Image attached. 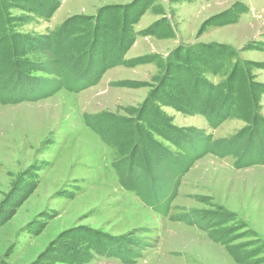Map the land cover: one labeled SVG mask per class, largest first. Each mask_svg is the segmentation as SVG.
<instances>
[{
	"label": "rangeland",
	"instance_id": "obj_1",
	"mask_svg": "<svg viewBox=\"0 0 264 264\" xmlns=\"http://www.w3.org/2000/svg\"><path fill=\"white\" fill-rule=\"evenodd\" d=\"M142 1L61 0L50 21L21 20L32 14L11 2L6 10L19 33L39 36L75 15L85 19L98 12L102 15L108 6L135 11ZM233 7L243 12L224 20L234 15ZM134 29L137 40L126 56L133 66L111 68L99 84L80 92L62 88L38 101L0 103V264H37L48 253L58 259L73 243L63 237L81 228L98 231L106 239H114L111 244L128 248L130 255L138 254L124 262L95 253L84 264H244L236 259L238 254L251 256L252 264H264V162L248 166L257 159L249 153L241 159L244 167H235L236 152L227 157L209 153L197 158L174 184L170 212L165 216L125 190L114 166L133 147L139 148L137 141L111 145L85 121L86 114L102 113L118 121L132 119L131 129L135 130L141 107L154 89L167 76L176 77L167 67L187 59L197 76L218 84L227 80L234 63L246 65L255 84L254 112L264 121V0H148ZM216 45L231 52L224 72L217 76L203 66L218 63L209 55ZM191 48L198 51L189 56ZM108 52L110 58L118 53L115 49ZM20 57L33 65L25 69L29 75L46 83L53 81L56 75L48 70L57 64L51 53L26 51ZM167 90L184 103V91ZM160 105L167 122L186 133L200 130L212 134L214 140H240L253 129L251 133L257 130L264 141L258 117L254 116L257 126H252L253 115L251 119L231 117L212 129L200 114L187 116L176 107ZM138 121V140L151 175L173 179L169 172L160 174L157 153L145 142L144 133L163 149L174 151L175 146L149 121ZM259 150L264 148L254 146L255 152ZM147 191L151 197L142 193L143 197L156 203L154 191L149 187ZM182 214L185 219L178 218ZM194 215L202 222L194 221ZM214 219L222 221L216 229L204 224ZM218 229L229 236L215 240L212 235Z\"/></svg>",
	"mask_w": 264,
	"mask_h": 264
},
{
	"label": "trees",
	"instance_id": "obj_2",
	"mask_svg": "<svg viewBox=\"0 0 264 264\" xmlns=\"http://www.w3.org/2000/svg\"><path fill=\"white\" fill-rule=\"evenodd\" d=\"M9 2L23 10H28L32 14L21 19L26 22H30L34 18L50 21L61 6V0H0L1 103L38 101L62 88L72 92H80L99 84L105 72L111 68L121 65L133 66L132 59H128L126 56L137 40L138 33L134 26L144 16L148 0L140 2L139 8L135 11L130 9L129 12L121 7L108 6L103 9L102 15L98 12L86 19L82 15H75L63 21L57 28L48 30L39 36L23 35L19 33V30H16L15 23L6 10L10 8ZM235 8L237 7L232 8L233 11L235 10L234 15L224 17V20L236 18L243 12L242 8ZM220 22L223 21L220 20ZM112 49L117 50L118 53L115 57L110 58L108 51ZM26 51L49 52L56 57V68L48 70L56 75L53 81L47 82L49 83L47 84L44 79L32 77L25 72L26 68H34L32 64L20 57V54ZM197 51L191 48L188 55L195 54ZM93 54H96V60L92 56ZM230 54L228 47L216 45L209 55L216 57L218 63L204 62L203 66H205L206 71L217 76L224 72V66L230 61V58H227ZM196 58L198 61L201 60L199 56ZM187 60H181L182 63L167 67L176 77L167 76L164 83L154 89L152 95L141 107L139 116L140 114L142 116L137 117L138 120L149 121L158 134L166 136L170 143L175 146L174 151L166 147L163 149L159 142L144 133L145 142H150L149 146L155 148L157 153V160L162 166L159 169V171L161 170L160 174L169 172L173 179H166L165 181L162 179L163 175L160 178L155 175L158 179L151 175L143 148L138 140V127L141 130L138 120L137 128L132 131V119L130 121L128 118L118 121L119 119L109 118L102 113L85 115L86 123L111 145L120 146L129 144L133 140L137 141L135 145L138 144L139 148L133 147L128 156L115 161L114 166L120 174L125 189L137 191L145 204L156 208L159 213L164 215H168L170 212L174 196V184H177L179 179L188 173L197 158L199 159L209 153L225 157L236 152V166L238 167H244L241 159L249 153L251 156L255 155L257 159L250 161L248 166L261 163V161L264 162V151H254L256 145L260 146V149L264 148L262 146L264 141H260L257 130L251 133L253 129H250L240 140L238 137L229 140H214L212 134H206L200 130L192 131V129L189 130L190 133H186L167 122L166 114L162 111L160 104L176 107L187 116L200 114L206 118L209 127L212 129L218 128L221 123L231 117L240 116L251 119L250 116L253 115L252 126L255 127L258 124L264 133V121H260L262 118L254 112L256 108L253 92L255 84L250 81L246 65H235L234 63V68L227 80L218 84L197 76L194 73V65H191L190 61ZM111 62L114 64L108 65ZM137 62L142 61L138 60ZM167 87L172 89L176 87L180 92L184 91L182 98L184 103L172 91L167 90ZM255 89H257L256 86ZM254 116L255 119L258 117L256 119L257 124ZM127 128L130 129L125 131ZM147 169L149 171H146ZM140 176L145 179V184L141 181ZM170 185H172L170 189L165 188ZM147 187L154 191L156 203H151L152 201L148 199L149 202L146 199L151 197ZM142 193L145 194L146 198L143 197ZM9 198L11 197L9 196ZM178 218L185 219L186 216L182 214ZM218 218L220 219V217ZM194 219V221H200V216L194 215ZM219 219L204 221V224H207L209 228L215 227L214 230L216 225L222 223ZM73 232V234L69 233L63 237L71 238L73 242L72 246L66 249L64 255L55 259L53 256L56 254L48 253L37 264H56L57 262L84 264L89 263L95 253L100 256H116L124 262H131L138 257L137 253L130 255L128 248L124 249L120 243L111 244V240L114 239H106L107 236L98 231L81 228ZM216 232L218 234L212 235L215 240H220L222 235L225 237L230 234L226 230L219 231L218 229ZM57 244L60 245L61 242ZM238 256L236 259L240 262L252 264L251 256L246 257L239 254Z\"/></svg>",
	"mask_w": 264,
	"mask_h": 264
},
{
	"label": "bare ground",
	"instance_id": "obj_3",
	"mask_svg": "<svg viewBox=\"0 0 264 264\" xmlns=\"http://www.w3.org/2000/svg\"><path fill=\"white\" fill-rule=\"evenodd\" d=\"M262 201V200H261ZM169 263V262H168Z\"/></svg>",
	"mask_w": 264,
	"mask_h": 264
}]
</instances>
